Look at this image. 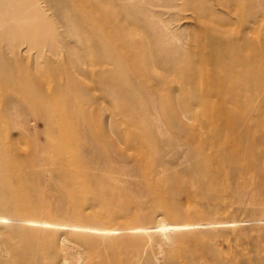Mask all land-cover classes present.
<instances>
[{"label": "rangeland", "instance_id": "1", "mask_svg": "<svg viewBox=\"0 0 264 264\" xmlns=\"http://www.w3.org/2000/svg\"><path fill=\"white\" fill-rule=\"evenodd\" d=\"M199 10H203L205 19L199 17ZM110 42L115 47L124 46L120 55L131 60L125 66L131 81L139 74L147 81L146 87L136 88L141 97L139 101L122 86L119 93L110 94L108 72L111 67L105 62V47ZM227 43L246 44L241 57L250 56L253 60L257 57L255 68L264 73V61L258 60L260 55L255 51L264 49V0L247 3L245 0H0V90L3 89L1 82L9 75L13 88L8 94L13 99L15 113L9 137L16 185L24 180L26 171L29 182L34 178L46 182L47 178L35 176V171L37 174L43 160L60 158L73 171H78V161H81L90 168L85 170L98 177L105 178L111 172L133 174L121 187V192L128 199L140 200L148 184L141 176L157 168L158 157L137 163L135 147L138 145L163 143L166 157H177L164 176L170 172L173 180L179 177L185 181L187 176L182 171L194 167L201 154L239 153L229 147L237 136L252 132L254 137L258 129L250 125L264 122V76L262 81L251 83L253 92L258 89L254 98L251 94L250 99L246 97L235 104L228 99L201 105L192 102L196 94L215 96L223 92L229 97L226 86L218 88L219 81L210 77L214 70L210 66L211 48ZM156 58L159 63L153 67L151 62ZM164 67L175 70L177 76L166 72ZM188 78L192 81L190 90L184 92L189 94L191 102L186 105L187 109H181L183 93L179 90L181 83L188 87ZM33 92L52 105V111L47 113L33 106L29 101ZM171 92L179 100H173L174 97L171 100ZM243 92L249 94L248 89ZM6 96L7 93L0 96V117ZM54 123L58 129L44 131V127ZM148 126L151 134L145 128ZM116 133L125 137L120 144L116 142ZM2 135L0 129L1 147ZM176 136L188 139L190 147L176 144L172 140ZM215 141V147L210 149ZM250 142L253 148L264 149V145ZM246 146L244 139L239 150L244 152ZM153 147V144L147 146ZM90 149L93 153L88 158ZM116 156H122L123 162ZM217 166L210 170H217ZM215 180L218 184L210 187L203 196L204 201L183 206L187 196L180 191L173 192L168 199L180 208V217L188 221L186 224L200 222L199 228L176 230L170 241H164L153 230L147 234L155 235V240L143 238L138 243H125L122 248L106 254L107 264H124L128 256H133L129 250L132 246L137 252H151V249L145 251L147 245L165 254L163 260L154 264H264V189L241 192L234 185L229 189L219 183L220 179ZM195 191L194 188L188 190L193 194ZM49 194L52 193H47L46 197H50ZM87 198L85 189L75 193L79 203L87 202ZM98 199L104 198L88 203L91 209L87 204H76L74 216H63L67 220L79 216L82 221L139 227L149 219L146 214L107 216L105 206ZM128 199L127 207L137 206ZM66 205L70 202L66 201L63 206ZM56 206L61 207L52 204L47 212L33 209L30 212L61 216ZM209 218L223 223L210 226L204 222L211 220ZM10 224L0 222V250H6L4 247L8 245L21 247L27 242L20 229L5 227ZM75 228L76 235H67L68 245L74 252L97 248L90 236H80L77 221ZM180 232L186 234L179 237ZM16 235L19 238H15ZM52 238L45 234L32 241L30 247L40 250L51 244ZM53 251L51 247L49 252ZM74 252H70L71 257L76 255ZM84 259V264L100 262L96 254ZM150 260L141 258L139 262L147 264Z\"/></svg>", "mask_w": 264, "mask_h": 264}, {"label": "bare ground", "instance_id": "2", "mask_svg": "<svg viewBox=\"0 0 264 264\" xmlns=\"http://www.w3.org/2000/svg\"><path fill=\"white\" fill-rule=\"evenodd\" d=\"M246 3L249 0H245ZM201 19H205L203 10L197 11ZM231 43V42H228ZM222 44L221 46H213L211 52L213 55L212 63L210 66L214 67L211 72L210 77L213 81H219L218 88L224 89L226 86V94L229 97H225L223 92H218L215 96L212 94H196L193 96L195 98L192 102L206 104L211 101L219 102L223 99L230 100L233 104L237 103L239 100L248 97L250 99L251 94L253 98L256 95L258 89L255 92L251 90V83H258L259 80H263L261 77L264 73H260L257 68H255L256 60L252 57L243 58L241 54L244 51L246 44L235 45L232 44ZM123 47H115L113 43L110 42L105 47L106 56L105 62L111 69L108 72L109 79L111 80L110 94L119 93V86L126 87L129 89V93L135 97L138 101L141 99L136 88H144L147 86V81L139 74L136 79L132 80L126 74L125 66L131 63L129 58H124L122 54L120 55V50ZM259 52L258 60L264 61V49L260 48L255 50ZM257 56V53L255 54ZM157 58L151 62V66L156 67ZM78 66V65H77ZM113 69V70H112ZM166 72L172 73L177 76L175 70L173 71L169 67L163 68ZM206 80V79H204ZM182 82V80H181ZM191 80L188 78V87H185L181 83V89L179 90L183 93L182 106L181 109H187L186 105L191 102L190 96L184 91H189ZM200 82L204 83L200 78ZM212 83V82H211ZM3 89L0 90V96L3 93H7V96L2 100V117H0V129H2L3 145L0 146V222L11 223L10 225H5V227H11L13 230L20 229V231L25 235L27 242L21 247L8 245L4 247L6 250H0V264H84V256H93L100 259L98 264H107L106 254L109 252L113 253L116 249L122 248L123 244L134 242L138 243L139 240H155L156 236L153 234H147L156 230L159 236L164 241H170L173 232L176 230H184L189 228H199L201 224H186L188 221H183L180 217V208L173 202L168 201L170 195L175 191H180L187 196V200L182 202L183 206L187 203H195L198 201H204L203 196L209 192L210 187H214L218 184L215 179H220L219 183L222 182L229 189L232 185L237 188L238 191L246 192L248 189L251 192H256L259 189H264V149L253 148L252 143H259L264 145V122H257L251 124L250 127L257 128L258 130L254 132L256 134L252 137V132L243 133L242 136H237L234 143H232L230 148H235L239 153H234L230 155L222 154H212V156L201 154V159H198L195 166L189 170L184 169L182 171L184 176H187V180L177 177L172 179L173 173H167L164 176V172H167L170 166H173L174 159L172 157H166L165 149H163V143L157 144L156 141L152 143L153 148L149 149L147 146L142 147L140 145L135 147L138 153L137 163L142 160L149 158H156L157 168L154 171L148 172L141 176V180H145L147 184V190L142 191L144 196L137 200L136 198L128 199L127 195H123L121 192V187L124 185L126 180L133 178V174L129 175L127 171L121 172V174H115L113 172L109 173L105 178L94 176L85 169L81 161H78V171H73L72 168L67 167L64 161L60 158L52 160H43L41 168L37 169V174L35 171V176L42 178H47L46 182L40 180L39 178H34L33 182H29L27 177V171L25 172V178L23 181L19 182L18 185L15 183V176L13 174L12 168L14 167V162L12 161L13 146L10 140V131L12 120L15 118L14 113V102L12 97L8 94L9 90H12L13 83L9 75L5 76V79L1 82ZM250 84V85H249ZM249 85V86H248ZM183 87V88H182ZM248 89L249 94L246 95L243 90ZM225 91V90H224ZM122 97V93H120ZM179 100L177 95L173 92L170 94V99ZM211 97H215L212 100ZM41 95L37 92H33L30 95V103L45 112L52 111L53 106L49 105L44 99H40ZM27 106V105H26ZM82 107V104L79 108ZM30 110V108L27 106ZM82 109V108H80ZM83 114V110H80ZM181 115V114H180ZM148 127L147 133L151 134L152 131ZM32 129V128H31ZM58 129L56 123L44 127L46 132H54ZM36 133V132H33ZM148 139L155 140L153 137H147ZM123 139V140H122ZM244 139L247 144L246 150L242 152L241 149L244 145ZM125 137L119 133H116V142L120 144L124 141ZM176 144H182L183 146H189L190 142L188 139L176 136L172 139ZM219 141V140H216ZM216 141L210 144V149H213L216 145ZM150 143V140H149ZM112 144V141H111ZM228 146H226L227 150ZM88 158L92 156L93 150H89ZM187 152L184 151L183 155ZM119 161L122 160V156H116ZM110 159V155L108 156ZM121 159V160H120ZM126 159L128 160L127 156ZM129 161V160H128ZM220 166V169L218 166ZM216 165L217 170L211 171ZM127 168V166H124ZM213 168V169H216ZM130 169V168H128ZM23 172V173H24ZM41 181V185H39ZM47 182L49 185H47ZM133 182V181H132ZM51 186V188H50ZM65 186L64 188H62ZM50 188V189H49ZM195 189V193L188 192L190 189ZM234 188V190H235ZM81 189H85L88 194L87 202L79 203L75 199V193ZM50 197H46L47 193ZM31 199H30V198ZM103 197L104 199H98L102 201L103 206L106 209V215H116V216H137L140 214H146L149 219L141 227L137 225L128 224H110L104 225L98 222L92 221H82L79 216L74 220H67L66 216H74L76 209L74 208L76 204L82 206L86 205L88 209H91L92 204L96 198ZM147 198L148 200H145ZM34 199V200H32ZM132 205H137L136 207L129 208L126 206V200ZM69 201L70 205L63 206V204ZM152 201V202H151ZM61 203V204H60ZM151 203V204H150ZM61 205V207L56 206V209L60 211L61 216L57 214H52L48 216H40L36 212H30L31 209L35 211L47 212L48 207L51 205ZM114 208L116 210L114 211ZM204 220L210 224V226L223 223L219 222V219ZM76 221L80 224L81 234L80 236L88 237L97 245L94 250L85 248L82 252L78 253L73 251V248L68 245V234L76 235L75 231ZM235 221L232 222L234 224ZM225 225V224H224ZM150 227V228H146ZM14 233H16L14 231ZM76 233V234H75ZM49 234L53 238L51 239V244L42 247L40 250L35 247H30L32 241H37L41 239V236ZM186 233L180 232L177 235L180 237L184 236ZM19 236H15V238ZM53 247L54 251L49 252V249ZM147 249H151V252H141L136 251L134 247H130V253L133 256H128L124 260V264H141L139 259L144 258L147 261L151 258L150 262L147 264H154L160 260L164 259V252L161 249L153 251V248L149 245L146 246ZM149 251V250H148ZM70 252L76 254L71 257ZM141 253V255H140ZM132 257L135 260L131 259ZM156 261V262H155Z\"/></svg>", "mask_w": 264, "mask_h": 264}]
</instances>
